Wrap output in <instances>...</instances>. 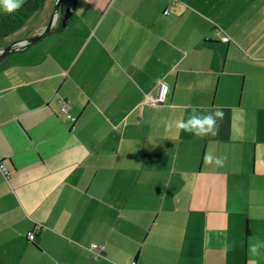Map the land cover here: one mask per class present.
<instances>
[{
    "label": "crops",
    "instance_id": "1",
    "mask_svg": "<svg viewBox=\"0 0 264 264\" xmlns=\"http://www.w3.org/2000/svg\"><path fill=\"white\" fill-rule=\"evenodd\" d=\"M71 7L0 60V264H264V0Z\"/></svg>",
    "mask_w": 264,
    "mask_h": 264
},
{
    "label": "clouds",
    "instance_id": "2",
    "mask_svg": "<svg viewBox=\"0 0 264 264\" xmlns=\"http://www.w3.org/2000/svg\"><path fill=\"white\" fill-rule=\"evenodd\" d=\"M24 0H0V7L3 11L11 14L21 8ZM224 113L220 109L214 112H209L207 115H200L197 109L193 107L192 115L185 120L168 121L166 127L171 130L175 128L178 131L188 132L197 137H216L219 135V125L217 120H222ZM215 162L216 166H223V159L221 157H213L211 154L206 153L204 156V164L210 165ZM261 245L250 244L249 252L252 255H258Z\"/></svg>",
    "mask_w": 264,
    "mask_h": 264
},
{
    "label": "trees",
    "instance_id": "3",
    "mask_svg": "<svg viewBox=\"0 0 264 264\" xmlns=\"http://www.w3.org/2000/svg\"><path fill=\"white\" fill-rule=\"evenodd\" d=\"M45 1L46 0H30L27 3H23L21 8L17 11L6 15L0 21V39L21 30L32 15L43 7ZM65 6H71L69 1L65 0ZM2 58H0V60Z\"/></svg>",
    "mask_w": 264,
    "mask_h": 264
},
{
    "label": "water",
    "instance_id": "4",
    "mask_svg": "<svg viewBox=\"0 0 264 264\" xmlns=\"http://www.w3.org/2000/svg\"><path fill=\"white\" fill-rule=\"evenodd\" d=\"M61 13H63L62 14V24L63 26H65L68 20L73 15L72 7L63 5V0H56L54 11H53L51 20L49 21V24L47 25V27L41 33L37 35H34L29 38L15 42L9 47L0 50V58L9 56V54L19 49L26 48L29 44H32V43L36 44V42L41 40L44 36L51 34L54 30L55 24L58 21Z\"/></svg>",
    "mask_w": 264,
    "mask_h": 264
},
{
    "label": "rangeland",
    "instance_id": "5",
    "mask_svg": "<svg viewBox=\"0 0 264 264\" xmlns=\"http://www.w3.org/2000/svg\"><path fill=\"white\" fill-rule=\"evenodd\" d=\"M69 1V3L72 5L74 4V2L76 0H67ZM54 11V5H53V8H52ZM62 14L59 16V19L58 20H61L62 19ZM49 16L50 15V12L49 10L45 11V10H40L38 12H36L28 21H27V24L21 28V30H18L16 31L15 33H13L9 38L5 37V38H2L0 39V48H7L9 47L10 45H12L13 43L15 42H18L20 40H23V39H26L27 35L29 33H32L33 30H35V28L37 27V22L42 20L43 17L45 16ZM52 16V15H51ZM44 17V18H45ZM19 32V33H18ZM18 33V34H17Z\"/></svg>",
    "mask_w": 264,
    "mask_h": 264
},
{
    "label": "built area",
    "instance_id": "6",
    "mask_svg": "<svg viewBox=\"0 0 264 264\" xmlns=\"http://www.w3.org/2000/svg\"><path fill=\"white\" fill-rule=\"evenodd\" d=\"M171 13H172V10L171 9H167L164 12V14L166 16L170 15ZM228 40H229L228 38H225L224 39V41H226V42ZM165 91H166V87L162 85V87H161V94H160V98H159L160 100L163 99ZM63 112H65L68 115V117L70 118V115L68 114V110H67V104L63 108ZM0 172H2L4 174V176H9L10 175V172L8 171L5 163H0ZM35 237H36L35 233H32V234L29 235V240L33 241L35 239ZM94 248L96 249V246H94ZM134 264H136V263H134Z\"/></svg>",
    "mask_w": 264,
    "mask_h": 264
},
{
    "label": "flooded vegetation",
    "instance_id": "7",
    "mask_svg": "<svg viewBox=\"0 0 264 264\" xmlns=\"http://www.w3.org/2000/svg\"><path fill=\"white\" fill-rule=\"evenodd\" d=\"M63 5H65V0L63 1Z\"/></svg>",
    "mask_w": 264,
    "mask_h": 264
}]
</instances>
